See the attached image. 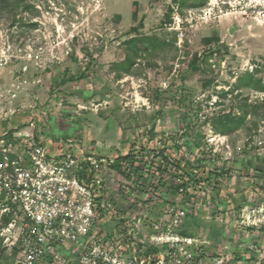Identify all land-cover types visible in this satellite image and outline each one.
<instances>
[{"label": "rangeland", "instance_id": "374dc122", "mask_svg": "<svg viewBox=\"0 0 264 264\" xmlns=\"http://www.w3.org/2000/svg\"><path fill=\"white\" fill-rule=\"evenodd\" d=\"M181 1L0 0V136L15 131L50 154L105 161L99 192L117 217L168 223L174 201L185 212L181 232L213 250L241 254L253 243L264 258V228L242 225L264 219V0ZM87 67L86 78L60 83L65 70ZM227 116L239 121L223 135L217 122ZM192 142L207 169L223 172L218 188L184 177L186 199L155 200L165 195L159 182L174 183L171 170L159 173L160 158L144 185L105 164L131 151L147 162L164 146L177 158L173 143L187 151ZM108 221L117 224L113 212ZM11 254L0 241V264Z\"/></svg>", "mask_w": 264, "mask_h": 264}, {"label": "built area", "instance_id": "2783aa9c", "mask_svg": "<svg viewBox=\"0 0 264 264\" xmlns=\"http://www.w3.org/2000/svg\"><path fill=\"white\" fill-rule=\"evenodd\" d=\"M102 162L83 153L50 154L27 134L0 136V241L16 253L13 264H264L253 243L240 254L183 234L185 212L172 203L163 229L137 215L117 217L99 192ZM112 212L117 224L108 227ZM242 225L262 230L264 219L246 217Z\"/></svg>", "mask_w": 264, "mask_h": 264}, {"label": "trees", "instance_id": "16d2710c", "mask_svg": "<svg viewBox=\"0 0 264 264\" xmlns=\"http://www.w3.org/2000/svg\"><path fill=\"white\" fill-rule=\"evenodd\" d=\"M186 0H182L180 2V6H184L187 8H191L188 3H186ZM204 4V2H203ZM167 22H170L169 16L167 17ZM130 45L131 51L133 53H138L140 52V48L136 45L134 41H130L128 43ZM133 57L128 56L125 59L124 65L125 69H129L130 66L133 64ZM89 71V68H84L83 71H80V73L76 76H71L69 75L68 71H64L60 83L62 85H65L69 82H77L79 80H82L86 78V74ZM252 80L251 75H247L246 77H243L242 79L239 80V86H244L247 87L249 86V81ZM225 122L222 120H218V125H217V131L221 134H226L229 131H232L235 129V126L232 127V123H236L239 121L237 120H230V118L227 116L225 117ZM188 127H186L187 129ZM153 130V129H151ZM14 131L10 132V135ZM175 141V139H172ZM166 146L162 147L160 150L157 151V154L152 155L149 157V160L147 162H144V159H139L138 160V155L142 153H135V152H129L126 155L119 156L117 157L112 163H107V166L115 171L118 172L119 174L123 175L127 181L132 180L133 177L138 178V182L140 185H144L147 181V178L149 174H151V170L154 168V161L157 158L161 159V164L163 165V171L158 168L160 171L159 173L163 174L164 171L167 169L171 170L172 177L174 179V183L171 186H167L165 184H162V182H159V185L161 187L160 190H164L165 195H163V192L160 191V195L155 196V200L160 202V200H163L165 196L170 195L171 199H174L177 196L181 198H187L188 195V186H189V181L193 183V186L196 187V184H207V186H212L213 188H218L219 182L217 181V178L219 175H222L223 171H210L207 169L208 167L205 164V158H201V155L204 154V150L200 147V145H197L195 142L189 143L187 145L186 150L187 151H182V146L177 145L176 143H173V148L175 149L176 153L178 154L177 158H173L169 155L167 151ZM137 164L136 166H134ZM165 165H168V168L165 167ZM127 167L129 169L128 173L126 174L125 171H123L124 167ZM134 168H133V167ZM133 168V169H132ZM199 170H202L203 173L198 174L195 172H198ZM179 171V173H178ZM187 177L188 182L184 181L183 178ZM183 189L186 191V193H180V190ZM156 190V189H155ZM140 193L139 191H137ZM158 192V190H157ZM144 195V193H142ZM192 196V195H191ZM151 199H149L150 201ZM174 201L171 203L173 204ZM132 206L127 207L130 209ZM192 218V215L187 216V218ZM186 218L185 222L188 221ZM198 225V222H196ZM185 235H188V232H182ZM16 253L12 252L10 257L7 258L6 264H13L14 259H15Z\"/></svg>", "mask_w": 264, "mask_h": 264}, {"label": "water", "instance_id": "95a60500", "mask_svg": "<svg viewBox=\"0 0 264 264\" xmlns=\"http://www.w3.org/2000/svg\"><path fill=\"white\" fill-rule=\"evenodd\" d=\"M221 47H222V45H221Z\"/></svg>", "mask_w": 264, "mask_h": 264}]
</instances>
